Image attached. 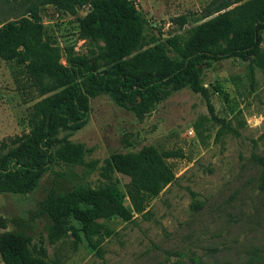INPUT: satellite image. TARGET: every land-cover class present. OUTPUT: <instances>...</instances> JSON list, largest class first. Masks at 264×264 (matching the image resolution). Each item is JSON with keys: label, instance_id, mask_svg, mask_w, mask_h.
Segmentation results:
<instances>
[{"label": "rangeland", "instance_id": "1", "mask_svg": "<svg viewBox=\"0 0 264 264\" xmlns=\"http://www.w3.org/2000/svg\"><path fill=\"white\" fill-rule=\"evenodd\" d=\"M210 1L135 0L145 21L144 34H153L158 42L173 32L183 33ZM31 8H37L45 33L59 47L72 48L81 57H98L97 47L79 36V19L88 7L71 15L43 5V0H0V30L29 16ZM181 15L190 23L180 30L172 20ZM261 48L264 52V32ZM169 56L177 58L173 52ZM198 71L222 123L188 87L161 99L142 120L110 93L101 92L90 99L81 129L56 135L81 146L82 158L75 164L58 160L57 146L54 162L31 193L0 194L5 231L23 228L31 238V256L44 263L264 264V191L259 188L263 170L254 159L264 158V71L251 70L238 58L200 60ZM41 98L22 65L0 58V142L28 132V113ZM143 146L168 157L174 180L157 196H149L145 211L133 213L131 221L99 220L96 248L88 246L72 217L53 221L42 211L52 189L61 192L78 184L109 186L132 209L129 179L108 162L116 155L134 156Z\"/></svg>", "mask_w": 264, "mask_h": 264}, {"label": "trees", "instance_id": "2", "mask_svg": "<svg viewBox=\"0 0 264 264\" xmlns=\"http://www.w3.org/2000/svg\"><path fill=\"white\" fill-rule=\"evenodd\" d=\"M43 5L71 15L88 7L79 19V36L97 47L98 57H81L72 48L59 47L45 33L37 8L2 26L0 58L22 65L42 98L28 113V132L0 142V194L31 193L55 156L67 164L82 158L81 146L56 135L81 129L88 120L90 99L101 92L110 93L118 105L142 120L161 99L188 87L205 100L211 117L222 123L200 81L198 62L238 58L251 70L264 71V0H211L188 29L171 33L163 42L153 34H144L145 21L135 0H43ZM172 23L181 30L190 21L181 15ZM170 52L177 58L172 59ZM57 146L60 149L53 156ZM166 158L154 147L143 146L134 156L116 155L108 162L111 169L129 179L127 196L132 209L121 203L109 186L78 184L61 192L52 189L42 211L53 221L72 217L94 249L99 220L118 217L131 221L133 213L145 211L149 196H157L172 183L174 173ZM254 159L263 170L259 188L264 191V158ZM6 227L0 219V259L4 264H59L33 258L26 231L18 227L6 232Z\"/></svg>", "mask_w": 264, "mask_h": 264}, {"label": "built area", "instance_id": "3", "mask_svg": "<svg viewBox=\"0 0 264 264\" xmlns=\"http://www.w3.org/2000/svg\"><path fill=\"white\" fill-rule=\"evenodd\" d=\"M187 134H188L189 136H192V135H193V132H192V131H189Z\"/></svg>", "mask_w": 264, "mask_h": 264}]
</instances>
